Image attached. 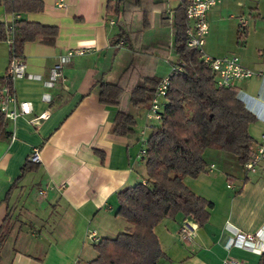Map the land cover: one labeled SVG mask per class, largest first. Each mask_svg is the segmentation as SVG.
Masks as SVG:
<instances>
[{"label": "crops", "instance_id": "crops-1", "mask_svg": "<svg viewBox=\"0 0 264 264\" xmlns=\"http://www.w3.org/2000/svg\"><path fill=\"white\" fill-rule=\"evenodd\" d=\"M40 1L42 10L29 12L7 11L0 4L1 24H10L17 13L18 19L57 29L55 37L25 42L21 48L25 74L14 80L13 90L18 100H29L32 110L6 119L11 136L0 138V224L6 216L10 222L0 264H86L96 254L89 230L106 238L126 228L124 218L116 215V193L143 180L140 131L152 122L145 115L148 105H134L127 95L119 105L100 103L98 81L127 86L141 73L166 75L177 60L172 19L179 0H151L161 6L152 12V26L135 34L138 51L115 41L117 26L123 23L120 14L108 12L114 0ZM239 20L245 26L242 45ZM207 23L205 55H237L260 73L232 84L236 97L256 117L248 127L253 149L264 132V0H222L208 10ZM76 47L85 51L61 62L62 79L48 83L53 64ZM9 51V43L0 40V82ZM118 108L134 117L132 133L111 132ZM144 130L147 135L149 128ZM35 147L40 159L21 173ZM203 157L207 170L183 182L212 202L208 219L198 227L180 212L162 218L153 228L163 252L157 264H224L230 257L259 264L264 249V162L244 172L229 151L206 148ZM247 234L254 245H227Z\"/></svg>", "mask_w": 264, "mask_h": 264}, {"label": "trees", "instance_id": "trees-1", "mask_svg": "<svg viewBox=\"0 0 264 264\" xmlns=\"http://www.w3.org/2000/svg\"><path fill=\"white\" fill-rule=\"evenodd\" d=\"M179 0L173 9V49L177 55L174 63L182 64L179 72L172 73L164 96L160 118L149 125L142 149L145 174L132 186L118 189L116 215L126 221V228L113 237L99 238L94 243L96 254L86 264H157L163 252L153 230L164 217H174L180 212L190 217L198 227L208 219L212 202L184 184L186 176L197 177L207 170L204 149L229 151L239 163L245 162L253 153V138L248 132L256 120L244 103L236 97L235 86L220 88L214 84V74L199 57L197 49L186 44V19L184 4ZM7 11H41L40 0H0ZM161 6L159 1L114 0L108 12L120 14L123 25L115 32V41L133 51L135 34L152 26V12ZM138 18L137 20L135 19ZM165 20L164 13H160ZM10 53L20 55L25 42L43 40L56 36L54 25H41L36 21L17 18L11 21ZM166 23V22H165ZM8 29L0 23V40H5ZM159 77L141 73L127 86L119 81H98L100 103L119 105L122 96L138 106L149 105ZM135 120L123 108L115 112L111 132L127 135L134 131ZM7 120L0 113V138L11 136ZM27 159L21 173L32 168ZM9 216L0 224V246L10 231ZM259 264H264V249Z\"/></svg>", "mask_w": 264, "mask_h": 264}, {"label": "built area", "instance_id": "built-area-1", "mask_svg": "<svg viewBox=\"0 0 264 264\" xmlns=\"http://www.w3.org/2000/svg\"><path fill=\"white\" fill-rule=\"evenodd\" d=\"M222 0H186L184 4V16L186 19V44L193 49H197L199 52V57L205 62L209 69L212 70L214 74V84L217 87L224 88L233 84L237 79L241 78H250V76L256 73L252 69H249L245 65H243L237 55H225L222 57L216 56H207L202 51V45L204 42V37L208 33V23H207V12L211 6L215 4H219ZM13 21L18 18V14L14 15ZM12 23V22H11ZM11 23L6 25L8 29V33L6 36V41L9 43V48H11L10 43L12 40L11 32ZM239 30L240 34L238 35V43L242 45L244 43L243 31H244V21L239 20ZM85 49L81 47L73 48L72 50H67L64 55L60 57L58 63H54L52 68L50 69L49 80L54 79H62L61 72V62L69 59L73 54L83 53ZM23 58L18 55L14 56V54L10 53V59L7 62V67L4 71V75L2 76V82H0V113L3 118L6 120H14L20 115H24L30 113L32 110L31 103L29 100H21L17 99L15 95V91L13 90V82L18 78L22 77L25 74V62H23ZM182 64L172 63L167 74L161 76L158 82L155 84L154 91L149 101L148 109L146 112V118L151 120L152 122H157L160 118V110L164 103V96L166 90L169 85V79L172 73L179 72ZM264 79V78H263ZM38 116H45V113H41ZM151 122V123H152ZM144 125L145 128L151 125ZM153 124V123H152ZM145 128L141 129L140 135L142 139V143L144 144L146 135ZM39 149L35 147L32 149L30 154L28 155V159L35 163L40 159L39 157ZM264 162V132L260 134L259 140L257 141L253 153L245 162H243L242 169L244 172H253L255 170L256 165L260 162ZM227 187H231L232 183L227 182ZM183 232L187 233L186 228L182 227ZM97 233L95 229H91L87 232V237L90 242H97L99 237H97ZM242 242V245L251 246L253 244L252 235H243L238 240L230 239L228 242V246L232 243ZM240 244V243H239ZM241 245V244H240ZM254 245V244H253ZM224 264H242L240 260L234 259L232 257L224 259Z\"/></svg>", "mask_w": 264, "mask_h": 264}, {"label": "rangeland", "instance_id": "rangeland-1", "mask_svg": "<svg viewBox=\"0 0 264 264\" xmlns=\"http://www.w3.org/2000/svg\"><path fill=\"white\" fill-rule=\"evenodd\" d=\"M171 2H173L174 0H170Z\"/></svg>", "mask_w": 264, "mask_h": 264}]
</instances>
